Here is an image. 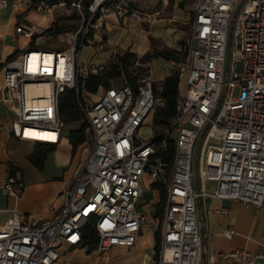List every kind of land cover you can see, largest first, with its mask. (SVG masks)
I'll return each mask as SVG.
<instances>
[{
	"label": "built area",
	"instance_id": "obj_1",
	"mask_svg": "<svg viewBox=\"0 0 264 264\" xmlns=\"http://www.w3.org/2000/svg\"><path fill=\"white\" fill-rule=\"evenodd\" d=\"M139 1L0 0V10L13 7L19 13L16 35L28 41L70 35L62 47L27 49L1 64L0 104L11 116L10 136L58 146L65 126L59 102L71 93L91 138L86 158L62 193L58 217L31 219L9 211L0 226V264H57L62 248H82L87 227L96 235L98 255L115 247L132 249L159 204V192L164 204L157 264H204L199 202L227 200L264 210V0H173L190 5V34L184 57L170 61L178 78L174 115L147 139L138 133L164 103L151 77L135 87L99 85L91 102L83 95L89 94L86 83L104 76L106 66L80 62L82 50H104L108 26L155 20L137 7ZM29 12L51 21L48 28L23 24ZM56 13L72 17L76 29L50 30ZM144 176L154 182V199L144 197ZM2 187L17 198L22 183L7 174ZM223 236L230 240L234 231ZM217 261L264 264V248L258 254L241 249L214 254L208 264Z\"/></svg>",
	"mask_w": 264,
	"mask_h": 264
},
{
	"label": "crops",
	"instance_id": "obj_2",
	"mask_svg": "<svg viewBox=\"0 0 264 264\" xmlns=\"http://www.w3.org/2000/svg\"><path fill=\"white\" fill-rule=\"evenodd\" d=\"M153 2L154 0H140L136 4L144 13L154 15L155 20L149 25L128 24L125 30L116 25L107 27L104 31L106 49L97 55V64H105L112 54L119 51V48L115 47L117 42H121L124 51L129 50V53L138 58H142L151 51L152 41L171 50H178L179 41L183 35L179 23H182V19L184 22L188 19H184V13L177 7V3L172 8L169 19H156L160 12L153 10ZM18 15L19 13L13 7L0 10V66L14 53L18 55L31 48L32 41L15 34V27L20 22ZM167 21L171 23L168 26ZM21 22L26 26L40 25L44 28H48L51 23L36 12L27 13ZM127 33L131 34L130 40L126 37ZM63 36H60V41L65 40ZM43 40H45L44 37L35 38L32 48L43 47ZM1 84L0 72V91ZM10 122L11 116L0 104V226L6 222L10 215L9 211L12 210L17 211L23 218L37 219L41 216V219L46 220L58 217L64 202L62 193L80 166L73 161L68 138L64 137L61 143L55 146V150L45 160L43 168L38 170L28 161V157L33 153L34 145L13 139L8 132ZM8 165L18 171L15 176L22 183V189L18 192L17 198L8 197L2 187L5 177L9 174ZM220 208L226 209L227 213L225 215L214 213V210ZM198 213L203 217L205 224L203 234L206 237L204 246L207 253L203 257L204 264H208L209 257L214 254H227L238 249L258 254L263 250L264 210L227 200L212 199L199 202ZM227 229L234 231V236L230 240L223 236ZM140 246L143 247V254L138 255V258L130 256L128 264H155V238L150 229L144 230L143 234L141 231L137 244L132 249L112 248L104 255L106 256L105 264H115L111 259L112 250H119L130 255L140 251ZM91 258L92 256L86 253V248L64 247L57 264H88L92 261ZM217 264H228V262L217 261Z\"/></svg>",
	"mask_w": 264,
	"mask_h": 264
},
{
	"label": "rangeland",
	"instance_id": "obj_3",
	"mask_svg": "<svg viewBox=\"0 0 264 264\" xmlns=\"http://www.w3.org/2000/svg\"><path fill=\"white\" fill-rule=\"evenodd\" d=\"M153 3H154L153 10L155 12H160L159 15L156 16V19H169L171 17L170 13L172 11V8L176 5V2H174L173 0H167V4L165 5V7L163 5L162 0H154ZM177 7H179L183 11L184 13L183 17H185L184 19L186 18L188 19L185 22L182 19L181 20L182 23H179V26L181 27L183 31V35L179 41V47L177 51L180 52L181 55H184L186 52L187 40L190 34V25H191L190 19L192 18V11H191L190 5H184V6L178 5ZM55 15H56L55 18L62 20L60 25L62 27H66V29L64 30H67V31L65 32L72 33L76 29L77 23H75L74 21L70 19H67L68 16H60L58 13H56ZM70 15L72 16V14ZM170 24L171 23L167 21V26ZM122 29L125 30L127 28H122ZM231 29H232V24L229 26V32L231 31ZM60 36H63V35H59L58 38L55 36L52 39H47L46 36H43L45 38V40H43L44 41L43 47L34 48V49L47 51L49 50V48L62 47L64 45L60 43L61 42ZM126 37L127 39L130 40L131 34L127 33ZM63 38H65V40L67 39L69 40L70 35H68L67 37L63 36ZM115 47L119 48V51L112 54L110 59L105 63L107 71H106V74L102 76L99 80V82L101 83V87H105V85L103 84H109V85L118 87V86L124 85L126 82L127 83L132 82L136 84L143 77L150 76L152 81L154 82L156 89L161 93L164 78L168 76V74L172 75L173 71H172V66L170 64V61L166 62L162 59L154 57L153 51L154 50H165L169 48L157 45L152 41L151 51L147 53L148 57L144 61H141L140 60L141 58H138L133 55L132 57L128 58L127 61L122 62L118 58H123V56H125L126 53H129V50H127L128 52L124 51L123 48L121 47V42L115 43ZM30 49H33V48H29L28 50ZM105 49L106 48H104V50ZM228 52H230L229 46L227 47V53ZM101 53L102 52H98L97 50L92 51L90 49H84L81 51L80 62L85 63V61H92L93 63H97V60H98L97 55ZM98 87L95 89V91L90 90L89 94H86L87 92L84 91L83 95L88 97L89 101L91 102L95 101L100 92V89ZM82 127L86 128L87 142L84 145L78 147L77 150L75 151V154L72 157L74 163H76L77 165L81 164L86 158L87 150L89 148L90 139H91L90 134L87 131V126H86V121L84 120V116L82 115V119L79 122H76L73 124H65L63 128V135L66 138L68 137V134L71 131H78ZM159 130H161V126L155 125L154 114H152L148 116V118L145 120L143 127L139 131L138 135L142 139H147ZM34 148H35V145L33 147V150ZM153 185H154V182H152L148 176L143 177L142 191L146 199H152V198L154 199L153 193H152L154 191ZM194 188L195 190H197L196 183H194ZM155 199L159 201V204L157 205V207L154 208V211L151 215L152 217L147 218V224L143 227L142 234L144 233V230L147 231L148 229H150V231L153 232L154 235L156 234V232H159V235H160L161 226H162V218L160 217L159 212L163 210L162 209L163 195L159 192V194L155 195ZM152 221L155 224L154 227H150V224L152 223ZM154 229H156V232H154ZM86 253H89L92 256L91 258L92 261L88 264H105L104 259L106 256L98 255L95 251V248L93 249L87 248ZM142 254H143L142 246H140V251H135L134 253H131L130 255L126 254L125 252L119 251V250H112L111 259L112 261L115 262V264L117 263L128 264L131 258L130 256H132L133 258H138L137 256L138 255L141 256ZM107 256H109V254ZM154 263L157 264L158 260L155 261Z\"/></svg>",
	"mask_w": 264,
	"mask_h": 264
},
{
	"label": "trees",
	"instance_id": "obj_4",
	"mask_svg": "<svg viewBox=\"0 0 264 264\" xmlns=\"http://www.w3.org/2000/svg\"><path fill=\"white\" fill-rule=\"evenodd\" d=\"M41 2H44L49 5H56L61 0H40ZM68 19H72L68 18ZM61 19H56L52 26L50 27V30H56V32L59 34L61 32L67 31L64 30L66 27H62L60 25ZM34 42V41H32ZM31 42L30 47H33V43ZM153 56L159 59H162L166 62H173L178 61L184 57V55H181L180 52L176 50L171 49H165V50H154ZM16 56V53H14L12 56H10L8 59H12ZM133 55L130 53H126L123 58H118L122 62H125L128 60V58L132 57ZM147 54L144 55L140 60L144 61L147 58ZM99 78H92L90 81L86 83L85 89L87 91H95V89L101 85L99 82ZM126 85H129L131 87H135L136 84L130 82L125 83ZM106 87L109 86V84H103ZM178 95V78L175 74H172L168 77H166L163 81V86L161 90V97L163 100V106L158 108L156 112L154 113V122L157 126H165L169 122V120L172 118L175 112V99ZM59 114L61 116V120L65 124H73L76 122H79L82 119V114L78 110L75 98L71 93L65 94L59 102ZM68 143L71 146V153L72 155L75 154V151L78 147L84 145L87 142V135H86V128L82 127L78 131H71L68 134ZM55 150L54 146L47 145V144H36L35 148L33 150V153L31 156L28 157L29 163L34 166L36 169L41 170L43 168L44 162L47 159L48 155L52 153ZM7 171L10 176H15V174L18 172L16 169H14L12 166H7ZM162 194V192H160ZM162 206L164 204V199H162ZM160 217L163 216V210L159 212ZM155 238V246H154V260L157 261L159 257V251H160V235L159 232H156L154 235ZM96 235L94 231L91 228L85 229V239L83 243V248H90L93 249L96 246Z\"/></svg>",
	"mask_w": 264,
	"mask_h": 264
},
{
	"label": "water",
	"instance_id": "obj_5",
	"mask_svg": "<svg viewBox=\"0 0 264 264\" xmlns=\"http://www.w3.org/2000/svg\"><path fill=\"white\" fill-rule=\"evenodd\" d=\"M28 51H30V50H28Z\"/></svg>",
	"mask_w": 264,
	"mask_h": 264
},
{
	"label": "bare ground",
	"instance_id": "obj_6",
	"mask_svg": "<svg viewBox=\"0 0 264 264\" xmlns=\"http://www.w3.org/2000/svg\"><path fill=\"white\" fill-rule=\"evenodd\" d=\"M81 55V54H80Z\"/></svg>",
	"mask_w": 264,
	"mask_h": 264
}]
</instances>
